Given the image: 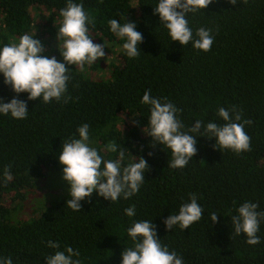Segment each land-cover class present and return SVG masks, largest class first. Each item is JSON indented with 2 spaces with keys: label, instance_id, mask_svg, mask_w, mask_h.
I'll use <instances>...</instances> for the list:
<instances>
[{
  "label": "trees",
  "instance_id": "1",
  "mask_svg": "<svg viewBox=\"0 0 264 264\" xmlns=\"http://www.w3.org/2000/svg\"><path fill=\"white\" fill-rule=\"evenodd\" d=\"M82 3L90 17L89 35L103 44L105 60L72 71L64 103L29 101L28 117L13 119L0 114V257L11 255L13 264H46L44 258L56 250L48 240L79 249L82 264H121V253L131 247L127 229L134 221L156 225L157 238L183 258V264H264V217L260 218V243L250 246L243 234L236 236L231 216L244 202L259 205L264 213V0L231 5L213 0L206 9L188 13L195 34L212 30L211 50L193 49L171 41L153 8L158 0H73ZM67 0H0V47L25 33L34 39L54 42ZM133 22L143 36L141 54L128 58L124 41L109 29L108 22ZM43 55L63 62L58 49L45 46ZM107 61V62H106ZM107 64H106V63ZM0 74V99L9 102L15 93ZM168 101L179 113L187 131L201 120L223 124L218 109L235 106L244 131L251 137V150L236 154L215 147V137H196L197 153L184 168H169L170 149L152 146L147 129L149 106L140 103L145 91ZM19 99L26 100L27 93ZM89 125L90 146L106 159L117 154L106 150L115 140L125 148L122 166L147 161L149 170L140 191L129 199L109 202L95 192L81 201L79 212L66 206L69 196L55 199L39 214L21 217L16 223L10 212L20 209L26 193L49 172L61 169L58 155L62 143L79 138L77 128ZM203 131V128L200 129ZM119 151V149H118ZM149 153L152 155L149 156ZM11 164V179L4 168ZM103 167V165H101ZM190 194L204 209L202 219L182 231L166 230L163 221L177 214ZM135 207V216L124 209ZM217 213V222L210 221ZM34 213V212H33Z\"/></svg>",
  "mask_w": 264,
  "mask_h": 264
},
{
  "label": "clouds",
  "instance_id": "2",
  "mask_svg": "<svg viewBox=\"0 0 264 264\" xmlns=\"http://www.w3.org/2000/svg\"><path fill=\"white\" fill-rule=\"evenodd\" d=\"M213 0H158L153 8L154 14L159 15L160 25L168 33L171 41L179 42L181 46H191L195 50L208 52L211 50L214 36L211 29L201 27L195 34L189 27L186 18L188 13H196L206 9ZM246 4L247 0H228L231 5ZM203 12V11H202ZM60 25L57 28L56 39L58 50L63 62H58L55 56L49 58L43 55L45 48L40 40L34 39L35 32L23 34L18 42L13 40L0 47V74L3 82L15 93L9 101L0 99V114L10 115L13 119L23 120L28 117L27 103L39 100L44 104L55 100L67 103L71 97L68 82L72 72L67 65H75L76 69L84 71L85 65L95 64L99 58H106L105 43H93L89 35L88 24L90 17L86 14L82 3L67 0V4L59 12ZM110 31L120 40L122 51L135 59L140 54L139 45L143 43L142 34L136 30V24L126 21L120 23L117 19L109 22ZM27 93V99L18 97ZM149 106L147 129L144 132L151 137L152 146L161 145L170 149L171 160L168 167L184 168L197 153L196 137H215V147L219 150H231L236 154L251 150V137L244 131L245 125L252 121H241V113L233 106L231 113L221 107L218 116L223 124L196 120L187 131L179 118L182 109L166 98L152 97L151 90L145 91L140 101ZM203 128L201 132L200 129ZM79 138L72 137L62 143V150L58 161L62 167V179L68 185L66 206L79 212L86 198L90 199L95 192L109 202H116L120 198L129 199L140 191L145 181V172L149 170L147 161L138 157L136 162L122 166L125 159V148L117 145L115 140L106 145V150L117 154L116 159H104L98 150L90 146L89 125L83 124L77 128ZM119 149V151H118ZM152 154L149 153V156ZM103 165V167H101ZM11 164L4 168L5 180L11 179ZM256 203L244 202L237 209L236 215L231 216L233 233L244 235L245 242L250 246L260 243V218L264 213L257 211ZM128 217L135 216V207L124 209ZM204 209L197 202V196L190 194V202L180 205L177 214H169L163 221L166 230L172 231L177 226L184 231L202 219ZM218 214L213 212L210 221L217 222ZM127 236L132 241L131 247H125L121 253V264H183V258L175 250H169L157 238L156 225L152 220L134 221L127 229ZM49 248L56 250L54 254L44 258L46 264H82L79 249L61 245L58 241L48 240ZM0 264H13L11 255L0 257Z\"/></svg>",
  "mask_w": 264,
  "mask_h": 264
},
{
  "label": "rangeland",
  "instance_id": "3",
  "mask_svg": "<svg viewBox=\"0 0 264 264\" xmlns=\"http://www.w3.org/2000/svg\"><path fill=\"white\" fill-rule=\"evenodd\" d=\"M45 46L58 49V41L46 42ZM104 60L105 58H103ZM60 166V171L49 172L42 180L34 185L33 189L26 193L25 199L20 203V209L10 212L8 219L11 223H16L21 217H28L29 213H31V217H34L51 205L55 199L68 196V185L62 179L63 166L61 164Z\"/></svg>",
  "mask_w": 264,
  "mask_h": 264
}]
</instances>
